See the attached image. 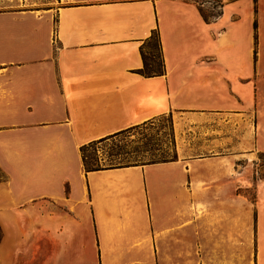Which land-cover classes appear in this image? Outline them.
<instances>
[{"label":"crops","instance_id":"1","mask_svg":"<svg viewBox=\"0 0 264 264\" xmlns=\"http://www.w3.org/2000/svg\"><path fill=\"white\" fill-rule=\"evenodd\" d=\"M159 116L174 157L83 170L80 144ZM259 153L264 0L0 8V264L24 209L44 264H264Z\"/></svg>","mask_w":264,"mask_h":264},{"label":"rangeland","instance_id":"2","mask_svg":"<svg viewBox=\"0 0 264 264\" xmlns=\"http://www.w3.org/2000/svg\"><path fill=\"white\" fill-rule=\"evenodd\" d=\"M51 0H0V8L4 7H33L43 8L50 4ZM203 13L208 14L210 11L202 10ZM131 140H137L131 143ZM169 129L168 120L166 116L155 117L146 124L137 128H133L121 135H118L112 140H107L96 144V152L99 156L105 155L104 148L113 146V143L121 147V155L126 158H136L141 161H146L148 158L157 159L159 156H165L170 153L169 150ZM134 148V150H132ZM93 152L92 148H88L86 153L89 155ZM99 162L106 163L105 160L100 159ZM258 170L257 173L264 172V153L258 154ZM251 190H247V195L251 197ZM23 234L22 244L20 246L22 264H44L40 262L42 256L41 246L37 245L34 238L32 241V231L29 227L30 213L25 211L23 215ZM35 234V233H34ZM35 237V235H34ZM33 258V259H32ZM32 259V260H31Z\"/></svg>","mask_w":264,"mask_h":264},{"label":"trees","instance_id":"3","mask_svg":"<svg viewBox=\"0 0 264 264\" xmlns=\"http://www.w3.org/2000/svg\"><path fill=\"white\" fill-rule=\"evenodd\" d=\"M254 24V23H253ZM139 52L141 56V66L137 69V71L142 75H156L163 72V60L161 57V47L160 41L158 37V33L156 28L150 30L149 34L143 39V41L139 45ZM168 120V129H169V150L170 153L165 156H159L157 159L148 158L146 161H141L136 158L122 160L124 157L121 155V147L113 143V146L104 148L105 155L99 156L96 152V144L105 142L107 140H112L118 135L123 134L133 128H137L143 124H146L150 120L143 121L138 124H134L128 126L126 128L120 129L110 134H106L100 136L98 138L89 140L79 145V153L81 157V163L83 170L97 169L103 167H111V166H120L126 164H137V163H146V162H154L158 160L169 159L175 156V151L172 147V135L169 124V118L166 116ZM152 120V119H151ZM137 141V140H136ZM135 140H131V143L136 142ZM88 148H92L93 152L91 154H87L86 151ZM134 150V148L132 149ZM105 160L106 163H101L99 160Z\"/></svg>","mask_w":264,"mask_h":264}]
</instances>
